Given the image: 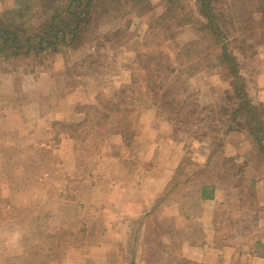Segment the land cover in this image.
Wrapping results in <instances>:
<instances>
[{
    "label": "rangeland",
    "instance_id": "obj_1",
    "mask_svg": "<svg viewBox=\"0 0 264 264\" xmlns=\"http://www.w3.org/2000/svg\"><path fill=\"white\" fill-rule=\"evenodd\" d=\"M20 2L0 0V17L19 9ZM52 2L36 0L35 19ZM148 2L136 12L121 5V16L103 21L100 32L107 47L91 59L88 55L94 52L88 50L58 54L47 60L46 67L0 59V264H169L182 259L186 264H264V257L254 254L264 256V248L256 245L258 241L264 245V155L244 134H230L222 152L235 159L242 172L239 190L246 201L242 206L249 211H233L235 200L228 188L234 181L222 185L216 205L198 203L194 166L186 170L191 177L181 178L193 183L161 193L143 217H119L112 213L108 195H88L87 180L99 186L108 181L101 171L95 179L88 173L103 164L95 154L111 155L118 147L115 136L121 134L122 117L115 116L105 128L94 123L83 126L73 137L68 134L72 128L58 123L82 122V107L97 104L100 97L136 110V137L123 145L129 166L136 167L138 176L143 173L136 177L143 200L156 191L148 188L146 174L159 171L156 176L169 185L179 167L204 166L211 156L213 147L195 139L191 131L174 134L173 125L157 115L155 101L144 106L133 103L131 85L143 76L137 70L142 40L167 9L166 0ZM226 2L233 6L231 16L240 11L241 1ZM253 44L257 52L246 49L244 55L236 54L250 96L259 105L264 102V39L256 35ZM163 51L172 69L168 88H183L186 97L194 93L204 108H219L226 102L229 84L209 68L215 60L208 57L209 47L198 29L175 31ZM118 155L123 157L121 149ZM74 168L73 182L77 187L80 183L79 190L69 182ZM154 255L163 262L154 263Z\"/></svg>",
    "mask_w": 264,
    "mask_h": 264
},
{
    "label": "trees",
    "instance_id": "obj_2",
    "mask_svg": "<svg viewBox=\"0 0 264 264\" xmlns=\"http://www.w3.org/2000/svg\"><path fill=\"white\" fill-rule=\"evenodd\" d=\"M35 1L21 0L19 9L9 10L0 17V59L5 63L37 62L39 66L46 67L47 60L58 54L67 56L82 50L93 51L88 55L91 59L107 47L100 32L103 21L115 15L121 16V5L134 9V12L150 5L148 0H53L47 10L35 19ZM239 1L240 11L231 16L233 6L226 0H194V4L191 0H166V11L149 26L142 40L144 51L138 55L137 70L143 76L134 78L131 90L133 103L137 106H144L148 100L155 101L157 115L173 125L174 134L191 131L196 135L195 139L213 147L204 166L190 163L179 167L164 194L172 193L178 185L193 183L190 179L182 181L181 178L182 175L191 177L186 170L194 166L197 169L193 176L194 183H197L198 203L215 201L224 191L222 185L234 181L228 188L230 197L235 200L232 209L239 211L243 208L239 212H245L250 209L245 204L242 206L246 202L239 190V182L243 181L242 172L234 164L235 159L225 157L222 150L230 134L240 133L255 142L257 151L264 155V102L257 105L251 98L249 83L243 75L239 59V54L257 52L253 44L256 35L264 39V0ZM251 4L254 7H248ZM188 26L198 29L206 41L208 57L215 60L209 63V68L217 70L229 84L226 102L219 108H204L194 93L186 97L187 90L178 88L172 91L167 87L172 69L166 62L169 57L163 47L172 40L175 31ZM81 110L85 116L82 122L72 125L58 123L62 128H72V132L68 133L72 137L86 125L94 123L99 128L112 125L115 116L122 117L119 124L123 142L131 143L136 137L133 128L136 110L129 105L100 97L97 104L84 106ZM207 114L210 116L207 117ZM214 168H218L217 171L211 172ZM256 245L258 249L264 248L259 241ZM254 254L264 257L259 251ZM176 261L169 264H186L184 259ZM155 262L163 261L156 256Z\"/></svg>",
    "mask_w": 264,
    "mask_h": 264
},
{
    "label": "crops",
    "instance_id": "obj_3",
    "mask_svg": "<svg viewBox=\"0 0 264 264\" xmlns=\"http://www.w3.org/2000/svg\"><path fill=\"white\" fill-rule=\"evenodd\" d=\"M155 109V107H154ZM158 119V118H157ZM159 120V119H158ZM116 140H118V147L113 148V152L111 155L106 154L105 156L101 155H94V157L98 158L101 162H103L102 166L100 167H94V170H92L88 173L92 178H96L97 175H100V171L103 172V174L108 177V181L104 182L103 185L99 186L97 183L93 184L89 180L86 181V186L88 188V195H91V198H94L95 195H108L109 197V206L111 207L112 213H115L119 217H143L144 215H147L149 213L150 204L154 199H157V197L163 193L167 186L168 181L165 182V179L160 181V178L156 176L159 175V171L157 173L153 174L150 172V175L145 176L146 179H149L151 182L149 187L152 190H156L153 195H150L146 200H143V194L142 189L143 187L139 182L136 181V177H143V173L138 176L136 167L129 166L128 161H126L124 157V145L122 140V135L115 136ZM118 138V139H117ZM117 142V141H116ZM108 146H111L110 141L108 140L106 142ZM117 144V143H116ZM111 149V148H109ZM119 149H121V153L123 157H120L118 155ZM147 154H150L149 150H146ZM80 153L78 152V155L74 158H78ZM69 157V160L71 161V157ZM73 157V155H72ZM102 158V160H101ZM79 161L73 162L74 164ZM90 164L94 165V162H90ZM69 170V169H67ZM75 168L71 171V188L75 190H79V182L78 187L75 186L74 183L76 177H73V173H75ZM75 178V179H74ZM105 179V177H104ZM162 179V178H161ZM74 181V182H73ZM153 185L155 188H152ZM108 189V193H107ZM101 191H104L103 194H101ZM218 197L216 202L218 201ZM215 201H208L203 202L204 207H209L212 204L216 205ZM79 203L80 200H76V204ZM67 204V203H66ZM66 204H64L66 207H68ZM82 205H85L84 203H81ZM73 206V205H72ZM76 211H78L79 207H75ZM209 217V213L207 215ZM201 252V250H200ZM205 253V251L203 252ZM207 253V252H206ZM200 261H203V258L199 259Z\"/></svg>",
    "mask_w": 264,
    "mask_h": 264
}]
</instances>
